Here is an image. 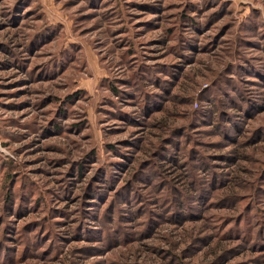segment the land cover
Segmentation results:
<instances>
[{
	"label": "rangeland",
	"instance_id": "obj_1",
	"mask_svg": "<svg viewBox=\"0 0 264 264\" xmlns=\"http://www.w3.org/2000/svg\"><path fill=\"white\" fill-rule=\"evenodd\" d=\"M0 264H264V0H0Z\"/></svg>",
	"mask_w": 264,
	"mask_h": 264
},
{
	"label": "trees",
	"instance_id": "obj_2",
	"mask_svg": "<svg viewBox=\"0 0 264 264\" xmlns=\"http://www.w3.org/2000/svg\"><path fill=\"white\" fill-rule=\"evenodd\" d=\"M79 172H81V171H79Z\"/></svg>",
	"mask_w": 264,
	"mask_h": 264
}]
</instances>
